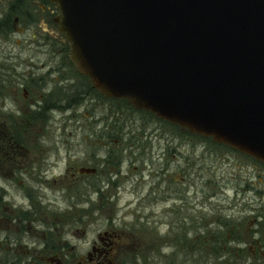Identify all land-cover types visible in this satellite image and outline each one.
<instances>
[{
	"label": "flooded vegetation",
	"instance_id": "flooded-vegetation-1",
	"mask_svg": "<svg viewBox=\"0 0 264 264\" xmlns=\"http://www.w3.org/2000/svg\"><path fill=\"white\" fill-rule=\"evenodd\" d=\"M45 2L50 6L48 1ZM9 5L8 0L0 1V34L7 38L10 31L23 33L25 30L23 27H18V17H15L13 24L9 23ZM15 5H20L19 0ZM45 6L43 5V8ZM54 11L58 16L56 6ZM30 15L35 22L37 17L31 13ZM55 28V34L61 35L57 27ZM61 42L65 43L64 40ZM4 43V46H0V105H2L0 108V264H122L126 259L132 260L135 257L131 249L134 241L117 227H99L92 231L89 229L80 231L79 228L74 227L70 212L72 189L73 184L81 182L86 188L80 191L82 197H89L90 187L99 197L104 196L100 187L104 174L105 176L113 174L117 177L118 173L126 171L128 165L135 163L139 164L136 172L139 177L135 178L137 185L121 186L117 180L110 184L112 188H116L114 190L116 198L122 193L136 196L145 181L144 166L152 165L151 149L155 150L156 158L162 160V163L151 173L152 176L156 174L155 177L159 178L150 185L145 196L156 201L155 204L158 201L164 204L161 210L164 214L161 226L166 228L167 235L171 230L168 243L191 244L193 249L202 239L213 241L212 243L219 241L224 245L231 243L236 247L235 255L243 259L245 257L258 260L264 264V205L251 207V212L254 214L252 221H244L242 218L237 221L232 219L227 221L228 227L225 229L230 234L224 239L223 234L217 229H209L210 233L200 237L198 208L205 202L196 200V195L200 192L202 174L195 173V165L199 163L202 152L197 142L185 141L184 136L195 139L202 138L201 136L161 120L150 112L135 109L126 100L107 98L99 94L88 78L81 75L72 64L68 44L65 53L67 59L64 65L65 71L60 72L61 68L49 65L48 60L47 71L37 75L34 70L28 73L14 71L15 68L20 67L17 63L20 57L10 51L9 41L6 40ZM13 60L16 61L15 64ZM10 67L14 69L10 71ZM41 68H44V64ZM53 73L57 74L56 77H50ZM12 77H16L17 82L9 80ZM52 78L56 79L57 86L54 83L52 87L49 86ZM13 83L17 85L14 91H21L23 98L16 115H10L8 108L4 109L8 106V95L5 96L7 85ZM88 89L93 94H89ZM72 95H76L75 99L68 98ZM65 100L67 104L71 103L67 111L73 113L69 121L75 118L76 113H81L78 110L80 107L91 110V114L84 112L85 123L75 120L77 124L73 126L75 130L81 129L86 132L83 133L84 138L93 137L95 140L90 150L86 149L87 146H82V150H79L82 159L76 158L77 162L72 159V145L65 142V162L62 163L56 141L51 138V135L55 136L58 128L54 125L55 119L52 113L58 109L57 101ZM103 101L124 103L131 112V115H125L116 108V139L110 142L114 148L103 141L104 137H108V133L104 134L99 127L106 121V118L100 116L99 111ZM132 114L148 115L158 123L174 127L176 131L162 128L164 130L157 134L155 131L148 133L144 130L146 126L142 118H135ZM127 120L131 126L137 124L139 127L143 126L140 127L142 131L132 135L129 142L124 141L123 133L124 128L130 126ZM153 138H157V141L162 143L154 147ZM43 140L44 142L53 140V142L43 145ZM107 146L110 148L105 150L104 147ZM99 147L101 151L100 155H97ZM138 152L140 153L137 155ZM243 157L248 158L244 155ZM257 163L264 168L263 163ZM60 164L62 170L59 171ZM173 169H177L176 173ZM239 171L243 175H240L242 184L235 186L231 191L234 196L240 195L247 199L249 184H244L248 179L246 162L240 165ZM210 175L214 174L210 173ZM178 181L182 186L175 188L174 185ZM211 182H215V178L207 182L209 191L205 197L209 201L215 197V189L211 188ZM12 189H19L16 195ZM253 191L260 195V199L264 198L263 188L255 186ZM60 202L65 206L64 212H69L63 216L60 212L61 204H58ZM183 209L194 215H183ZM169 214L171 216L167 217ZM174 229H177V234L172 233ZM76 233L84 239L81 249L73 244V236ZM156 257H161L160 253Z\"/></svg>",
	"mask_w": 264,
	"mask_h": 264
},
{
	"label": "water",
	"instance_id": "water-1",
	"mask_svg": "<svg viewBox=\"0 0 264 264\" xmlns=\"http://www.w3.org/2000/svg\"><path fill=\"white\" fill-rule=\"evenodd\" d=\"M105 97L264 163V0H49Z\"/></svg>",
	"mask_w": 264,
	"mask_h": 264
},
{
	"label": "rangeland",
	"instance_id": "rangeland-1",
	"mask_svg": "<svg viewBox=\"0 0 264 264\" xmlns=\"http://www.w3.org/2000/svg\"><path fill=\"white\" fill-rule=\"evenodd\" d=\"M8 1L10 4L8 9L9 23L13 24L15 17H18V27H23L25 29L23 33L10 31L9 38L0 34V46H4L6 40L9 41L8 45L10 51L16 54L17 57L18 55L20 57V61L17 62L20 67L17 69L10 67V71L14 69V71L19 73H28L30 70H34L37 75H39L47 71L48 64L46 61L48 60L50 62L49 65L61 68L60 72L65 71L64 65L67 63L65 53L68 43L65 41L62 34V37L61 35L57 36L55 34V27H58L55 21L57 17L54 11L55 4L49 0H19L20 5L17 6L15 4H17L18 0ZM45 1H48L51 7L48 6ZM43 5L46 6L43 8ZM30 13L37 17L35 22L30 18ZM62 40L65 41L64 44L61 42ZM4 55H6V53H4ZM12 62L14 64L16 63L15 60ZM43 64L44 68H41ZM72 73L75 75L73 71ZM56 75V73H53L50 77H56ZM10 79L12 82H17L16 77L9 78V80ZM52 79L49 86L52 87V83L57 86L56 79ZM73 82H75L74 79ZM16 87L17 85L15 83L9 86L7 85V91L5 92V96L8 95V106L4 109L8 108L10 115H16L18 113L19 103H23V98L21 97L22 92L14 91ZM88 92L89 94H93L90 89H88ZM75 97L76 95H72L68 98L75 99ZM57 104H59L58 109L53 111L52 116L55 119L54 125L58 128L55 136L51 135V138L54 139V142L56 141V147H58V153L62 157V163L65 162V142L72 145V159L74 162H77L76 158L82 159L79 152V150H82V146H87L88 148L86 149L90 150L95 140L93 137H89L88 139L84 138L86 132H83L81 129L75 130L73 126L77 124L75 120H78L79 123H85L86 114L84 112L91 114V110L80 107L78 110L81 113L75 112V118L69 121L73 113L71 114V112H68L67 107L71 103L67 104L65 100L57 101ZM0 108H2V105H0ZM116 108L124 112L125 115H131V112L124 103L117 104L116 102L103 101L102 106L99 108L100 116L106 118L105 123L100 124L99 127L104 134L108 133V137H104L103 139L107 144H110V142L116 139ZM132 115L135 118H142L146 126L144 130L148 133L155 131L157 134L164 129L176 131L173 129L174 127L158 123L148 115ZM128 124L130 126L125 127V131L123 132L125 134V142H129L131 136L142 131L140 127H143H139V124H137V126H131L129 121ZM184 138H186L184 139L185 141L197 142L202 152L200 153L201 159L199 163L195 165V173L202 174V181L201 184H199L200 192L198 195L195 194L196 200L205 202L204 204H200L198 208L200 237L202 238L207 233H210L209 229H217V231L219 230V232L223 234L222 237L224 239L226 235L230 234V232L225 229L228 227L227 221H230V219H232V221H237L241 218L244 221H252L254 214L251 212V207L264 205V198L260 199V195L253 191L255 186L264 189V168L257 163L258 161L244 155L248 157L247 160L241 153L227 148L224 145L214 143L208 138L202 137L195 139L187 135L184 136ZM48 142H53V140H45V142L43 140L42 144L44 145ZM152 142L154 147L162 143L161 141H157V138H153ZM110 147L114 148L113 144H110ZM110 147L107 146L104 147V149L106 150ZM118 147H120V145H118ZM138 150L141 151V149ZM100 151L101 147H99L97 155H100ZM151 151L152 155L150 158H152V165L144 166L146 167L145 171L147 174L145 173L143 187L136 196L122 193L116 198V193L114 192L116 188H112L110 184L112 181L115 182L117 180L121 186H129L131 184L137 185L136 179H138L139 175L136 172L137 168H139V164L135 163H133L134 165H128L126 171L118 173L117 177L113 174H111V176H105L104 174L100 183L104 196L99 197L96 191H91L90 187L88 188V192L90 191L89 197H82L80 191L86 188L83 187L81 182L73 184L71 199L72 208L70 212L74 227L79 228L80 231L83 229L92 231L99 227L111 226L114 228L117 227L120 231L125 232L126 236L131 237L134 241V245L131 249L132 252L135 253V257L132 258V260H124L122 264H262L258 260L246 259L245 257L243 259L235 255L236 251L234 250L236 247L231 243L224 245L219 241L212 243L213 241H204V239H202L201 243L196 245L194 249L191 244L172 245L168 243L169 238H171V230L170 234L167 235L166 228L161 226V221L164 217L161 210L164 204L160 201L155 204L156 201L150 200L149 197L145 196L150 185L154 184L157 181L156 179L159 178L155 177L157 176L156 174L152 176L151 173L154 172L155 167H158L162 163V160L156 158L154 154L155 150L151 149ZM139 153L140 152H138L137 155ZM243 162L247 163L248 169V179L244 183L249 184L247 199L242 198L240 195L234 196L231 191L235 186L242 184L240 181L241 173L239 168ZM59 166L60 171L62 170V164ZM176 171L177 169H173L174 173H176ZM210 173L214 175L211 176ZM213 178H215V182H211L210 186L215 189V197L211 198L209 201V199L205 197V194L209 191L207 182ZM181 186L182 184L180 181L174 185L175 188ZM18 190L19 189H12V192L16 195ZM149 195L151 194H148V196ZM58 204H61L60 212L62 216L69 213L64 212L65 206L62 202ZM149 206L152 209H150ZM186 214L190 216L194 215L192 212L183 209V215ZM169 216H171V214L167 217ZM172 217L174 216L172 215ZM220 227L223 228L218 229ZM172 233L177 234V229H174ZM78 234L79 233H76V235L73 236V244L77 245L78 249H81L84 239L79 237ZM230 247L232 251L231 249L229 250ZM242 247L244 246L242 245ZM245 247L247 248L248 246ZM158 253H160L161 257H156Z\"/></svg>",
	"mask_w": 264,
	"mask_h": 264
}]
</instances>
